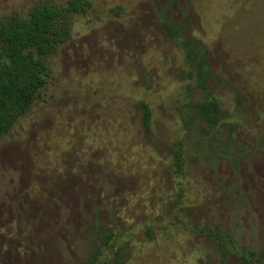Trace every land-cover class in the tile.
I'll return each instance as SVG.
<instances>
[{"label":"rangeland","instance_id":"rangeland-1","mask_svg":"<svg viewBox=\"0 0 264 264\" xmlns=\"http://www.w3.org/2000/svg\"><path fill=\"white\" fill-rule=\"evenodd\" d=\"M41 1L65 0H0V17ZM90 1L0 135V264H88L92 223L114 233L96 264L118 245L125 264H243L238 247L264 249V0ZM162 10L206 48L207 88L233 125L228 153L186 119L189 67ZM207 226L237 251L223 258Z\"/></svg>","mask_w":264,"mask_h":264},{"label":"trees","instance_id":"trees-1","mask_svg":"<svg viewBox=\"0 0 264 264\" xmlns=\"http://www.w3.org/2000/svg\"><path fill=\"white\" fill-rule=\"evenodd\" d=\"M90 7V0L41 1L26 14L13 12L7 17H0V135L26 113L38 91L45 85L48 75L45 58L69 38L70 17L83 14ZM157 20L166 36L182 49L188 63L189 69L180 73V78L188 82L185 88L188 99L182 103L187 121L203 122L216 147L221 153H228V147L234 145V138L231 137L233 125L226 121L218 101L207 88V79L212 71L205 46L186 36V25L175 21L165 11L162 10ZM196 89L200 98H194ZM140 108L141 123L147 133L150 110L145 102L140 103ZM174 164L181 171L180 154L176 155ZM90 227L93 237L100 243L93 244L89 250L88 264H96L97 256L102 252L101 246L109 245L114 233L103 232L101 224L92 223ZM207 229L206 234L223 246V258L227 251L236 250L230 234H227L228 239L223 240V233L218 227L207 226ZM205 230L200 229L201 232ZM238 248L239 251H236L243 264H263L264 249ZM123 249V245L114 247L112 264H125Z\"/></svg>","mask_w":264,"mask_h":264}]
</instances>
